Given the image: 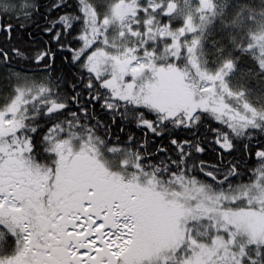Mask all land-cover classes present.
Returning a JSON list of instances; mask_svg holds the SVG:
<instances>
[{
	"label": "snow or ice",
	"instance_id": "obj_1",
	"mask_svg": "<svg viewBox=\"0 0 264 264\" xmlns=\"http://www.w3.org/2000/svg\"><path fill=\"white\" fill-rule=\"evenodd\" d=\"M0 264H264V0H0Z\"/></svg>",
	"mask_w": 264,
	"mask_h": 264
},
{
	"label": "trees",
	"instance_id": "obj_2",
	"mask_svg": "<svg viewBox=\"0 0 264 264\" xmlns=\"http://www.w3.org/2000/svg\"><path fill=\"white\" fill-rule=\"evenodd\" d=\"M0 38H2V36H0Z\"/></svg>",
	"mask_w": 264,
	"mask_h": 264
}]
</instances>
